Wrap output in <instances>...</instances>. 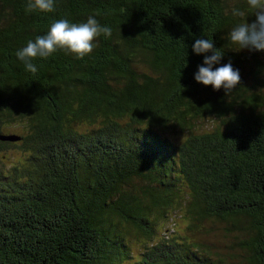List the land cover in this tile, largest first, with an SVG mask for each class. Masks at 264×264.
I'll list each match as a JSON object with an SVG mask.
<instances>
[{"label": "trees", "instance_id": "obj_1", "mask_svg": "<svg viewBox=\"0 0 264 264\" xmlns=\"http://www.w3.org/2000/svg\"><path fill=\"white\" fill-rule=\"evenodd\" d=\"M25 3L0 0V135L25 133L0 150L32 151L31 168H0V264H223L202 240L133 252L125 227L151 241L150 216L178 209L190 231L228 222L244 264H264V50L228 39L255 20L246 0H55L31 14ZM89 16L111 36L83 59L58 49L33 74L16 57L54 20ZM198 38L223 53L213 70L239 71L228 95L194 79Z\"/></svg>", "mask_w": 264, "mask_h": 264}, {"label": "clouds", "instance_id": "obj_2", "mask_svg": "<svg viewBox=\"0 0 264 264\" xmlns=\"http://www.w3.org/2000/svg\"><path fill=\"white\" fill-rule=\"evenodd\" d=\"M246 4L255 15L251 23H239L228 33L229 41L237 45L236 50L249 48L264 50V0H246ZM55 0H26L24 11L31 13L55 12ZM232 14L243 17L244 12L233 9ZM111 36V28L102 26L93 17L89 16L86 22H70L67 18L54 20L45 35H39L34 40L27 41L26 46L16 51V57L24 63L25 69L33 74L38 71L32 62L37 57L48 58L58 49L66 53L74 54L78 59H83L91 54L97 37ZM196 54H205L203 64L198 65V71L194 73V79L204 85H211L214 90L224 89L228 95L240 83L239 71L232 67L229 61L222 66L220 64L223 53L214 46L212 40L198 38L192 45ZM211 53V55H207Z\"/></svg>", "mask_w": 264, "mask_h": 264}, {"label": "rangeland", "instance_id": "obj_3", "mask_svg": "<svg viewBox=\"0 0 264 264\" xmlns=\"http://www.w3.org/2000/svg\"><path fill=\"white\" fill-rule=\"evenodd\" d=\"M264 78V75H263ZM250 79L247 81L250 83ZM264 88V87H263ZM218 120H214L209 117L197 123L199 130H209L211 126H215ZM214 124V125H213ZM88 125H82L81 131H86ZM12 133L21 135L25 134L19 128H13ZM169 134L172 140L180 139L182 133ZM32 156L31 150H24L17 146H10L6 149L0 150V168H5L6 171L12 167L22 169L23 167L31 168L29 158ZM184 207V206H183ZM184 210L178 209L171 211L167 216L162 217L161 215L154 213L150 216L155 222L154 229L156 233L151 241L146 240L143 236L137 235L132 228L125 227L123 233L126 234L125 241L128 242L131 249L135 253L143 252L148 245L151 243L159 242L162 239L171 241L174 240L179 243L185 241L202 240L211 246L212 252H220L225 260L223 264H244L243 250L239 244V241L243 238L242 233L235 228H232L228 222L219 221H205L204 225L200 224L194 231L187 229L188 219L184 218ZM231 231H230V230ZM206 230V231H205Z\"/></svg>", "mask_w": 264, "mask_h": 264}, {"label": "water", "instance_id": "obj_4", "mask_svg": "<svg viewBox=\"0 0 264 264\" xmlns=\"http://www.w3.org/2000/svg\"><path fill=\"white\" fill-rule=\"evenodd\" d=\"M21 137L17 136L15 134H10V135H0V140L3 141H11V142H16L18 140H20Z\"/></svg>", "mask_w": 264, "mask_h": 264}]
</instances>
